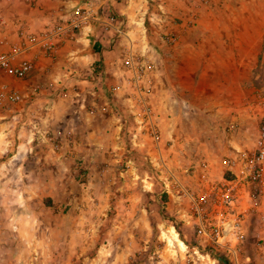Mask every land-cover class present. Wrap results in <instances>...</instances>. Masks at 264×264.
Masks as SVG:
<instances>
[{"label":"crops","instance_id":"obj_1","mask_svg":"<svg viewBox=\"0 0 264 264\" xmlns=\"http://www.w3.org/2000/svg\"><path fill=\"white\" fill-rule=\"evenodd\" d=\"M149 1L112 0V12L122 15L125 20V35L116 36L113 43V31H104L99 24H92L77 32L76 39L57 41V50L51 56H37L26 79L18 81L1 76L12 83L22 97L31 98L39 109L44 107L42 119L36 118L39 111H31L37 120H30L45 122V132H51L49 136L59 134L61 139L73 141L76 143V146L72 145L73 149L85 146L73 138L88 139L86 154L92 157L103 155L106 171L121 168V179L110 174L105 179L90 181L91 186H103V193L96 189L94 192L99 193L93 195L89 191L90 194L81 198L77 206L78 217H87L88 220L83 225L70 227L68 232L81 236L84 229L94 231L103 219L112 222L120 217L127 222H112L105 230L129 239L126 242L117 237L108 239L106 248L112 251L111 258L96 256L88 261L82 260V264H198L188 260L186 253L177 256L173 262L166 259L153 261L149 255L143 261H133L131 250L149 248L151 244L149 239H144L145 235L164 226V215L158 211L161 208L167 216H173L186 227L189 241L185 243L181 240L184 250L196 243L204 249L208 246L206 240L197 242L195 230L182 222L190 212L187 199L177 194H162L164 199L161 200L162 186L157 181L142 187L143 177L150 172L141 155H150L155 165L158 157L164 159V154L182 153L184 162L172 170L175 178L179 176L189 190L199 185L205 187L230 177L222 166V160L235 158L238 150L253 151L259 136V125L264 122V82L257 69L258 64H264V0H212L209 4L194 0ZM76 2L80 0H39L37 7H32L28 0H5L0 6L4 7L3 16L7 24L5 29L0 28V37L6 36L8 43H14L17 41L16 22H23L30 30L38 31L43 24L66 15ZM166 32L175 34V43H165L163 34ZM129 43L134 52L148 50L154 64L147 82L151 86L149 106L159 134L157 147L147 138L144 146H138L131 156L124 150V130L120 120L121 116L130 115L132 111L126 99L130 88L125 87L124 93L121 89L114 94L109 92L111 87L123 86L121 66ZM169 56L179 57L178 61L185 64L191 58L196 59L198 63L191 73L201 75L197 79L204 77L201 86L198 80L192 81L201 92L192 99L193 102H185L190 120L201 124L198 137L191 135L192 141L184 140L177 127L175 105L167 104L168 89L162 82L164 71L157 69V62H166ZM155 57H158L157 62ZM172 70L174 74H180V69ZM173 102L176 103V100ZM79 121L88 124L87 131L79 129ZM53 127H58L57 131ZM58 150L61 169L68 176L66 171L75 169L76 165L68 162L66 140ZM191 153H204V157L190 163L193 159L187 155ZM136 154L138 158L134 157ZM202 163H207V167L203 168ZM144 167L146 170L141 172L139 169ZM156 186L160 196L150 194ZM118 191L123 192L124 206L113 214L112 204L117 200L114 195H118ZM239 198L237 210L243 212L245 263L264 264V194L255 207L245 192H241ZM170 227L174 229V225ZM257 238L262 240L259 250L253 244ZM153 247L157 258L164 248ZM45 257L48 264L50 258L48 255ZM211 264L225 262L215 255Z\"/></svg>","mask_w":264,"mask_h":264},{"label":"rangeland","instance_id":"obj_2","mask_svg":"<svg viewBox=\"0 0 264 264\" xmlns=\"http://www.w3.org/2000/svg\"><path fill=\"white\" fill-rule=\"evenodd\" d=\"M4 2L5 0H0V5ZM149 3H152V0ZM3 9L4 7L0 6V18L4 20ZM169 34L175 36L171 32L163 35ZM178 60H180L179 57L169 56L166 62L158 64V57H155L157 69L164 71L162 82L167 85L168 89L169 98L167 95L166 99L169 102L167 104L172 107L175 105L177 127L181 130L184 140L192 141L191 135L198 137L197 133L200 132L198 129L201 124L194 123L197 120H190L185 102L192 101L201 92L199 87H194L192 81L198 80L201 86L204 84V77L197 79L201 75L191 73L192 68L196 67V62L198 63L196 59L191 58L186 64ZM172 69H180V74H174ZM257 69L264 82V64H258ZM24 98L23 96L22 101L12 109H0V263L46 264L45 256L47 255L50 258L48 264H82V260L88 261L89 258L104 257V255L106 258H111L112 251L106 248V241L117 237L118 240L126 242L129 238L122 234L106 232L105 229L112 222L122 224L126 223L127 219L119 217L117 221L112 222L103 219L94 231L88 232L84 229L81 236L72 235L68 231L70 227L83 225L88 220L87 217H78L80 214H78L77 206L80 205L81 198L90 193L93 195L103 193V186H91L90 181L102 180L112 174L121 179L119 174L121 168L106 171L103 155L97 154L92 157L86 154L88 139L76 137L72 140L83 143L84 147L73 149L72 145L76 146V143L69 142V139H61L60 145L64 140L68 143V162L76 165L75 169L66 171L68 176L64 175L59 163L60 150L53 147L50 139V136L54 134L49 136L51 132H45V122H31L30 120L34 118L31 111H39L37 113L39 116L36 118L42 119L44 117L42 108L44 107L39 109L31 98L27 97L23 101ZM173 100H176V103ZM193 114L197 115V113ZM36 118L34 119L37 120ZM79 122L81 123V125L77 124L79 129L87 131L88 124ZM57 128L53 127V130L57 131ZM31 130L33 131L32 136ZM167 148H169L168 145ZM174 155L173 152L163 155L162 162L168 170L160 173L163 177H168L170 171L174 174L173 168H177L184 162V154ZM187 156L193 159L190 160V163H193L204 157V153L195 155L191 153ZM134 157L138 158V155ZM114 164L116 165V162ZM143 169L146 170L145 167L139 170L144 172ZM202 173L204 175V172ZM177 181L181 187L185 186L179 176H177ZM203 188L204 186L199 185L190 189L199 192ZM96 189L99 192H94ZM158 191L159 187L156 186L154 192L150 194L160 196ZM117 194L114 195L117 200L112 204L113 214L124 206L123 192L118 191ZM163 199L161 194V200ZM158 211L164 215V226L161 230H154L150 235L144 234V239H149L148 243L151 245L143 250L145 252L137 249L131 250V256L134 255L133 261H143L149 255V259L153 261L166 259L173 262L177 256L185 254L186 249L184 250L182 241L185 243L189 241L186 227H183L173 216H167L162 208ZM171 225H174V229L170 227ZM153 246H157L158 249L164 248L160 252L161 255L157 254V258L156 253H153ZM54 258L56 260L53 261Z\"/></svg>","mask_w":264,"mask_h":264},{"label":"built area","instance_id":"obj_3","mask_svg":"<svg viewBox=\"0 0 264 264\" xmlns=\"http://www.w3.org/2000/svg\"><path fill=\"white\" fill-rule=\"evenodd\" d=\"M38 1L28 0L29 6L37 7ZM194 1L209 4L212 0ZM111 7L112 0H80L70 6L66 15L57 16L50 23L43 24L38 31L30 30L23 22H16V42L8 43L6 36L0 37V109H12L22 101L20 91L1 76L6 75L18 81L26 79L32 71L36 57L40 54H54L57 41L76 39L77 32L92 24H99L104 31H113L112 43L116 36H124V17L112 12ZM6 24L0 18V27L4 28ZM176 40L174 35L164 36L165 43L173 44ZM149 55L148 50L134 52L132 44L129 43L125 48L121 66L123 86L111 87L109 90L114 94L120 89L124 93L125 87L130 88L129 94L126 92V99L132 111L130 115H123L120 119L124 130V150L130 156L138 146H144L147 138L151 139L155 147L159 140L153 111L149 106L151 86L147 82V76L154 69ZM50 139L53 147L59 148L61 136L55 134ZM236 153L235 158L222 160V166L230 177L209 184L197 193L182 188L171 171L168 177H163L160 173L168 170L161 157L157 158V164L154 165L150 155H141L150 172L143 177L142 187L157 181L162 186L161 194H177L178 197L187 199L190 212L182 222L195 230L197 242L200 239L208 241L205 249L197 243L187 246L185 253L192 263L210 264L217 255L224 258L225 264H252L245 263L243 212L237 210V205L241 192L247 194L253 207L264 194V122L259 125V136L253 151L238 150ZM202 167H207V163H202ZM236 169L238 170L235 171ZM253 244L259 250L262 240L257 238ZM221 254L223 255L220 256Z\"/></svg>","mask_w":264,"mask_h":264}]
</instances>
